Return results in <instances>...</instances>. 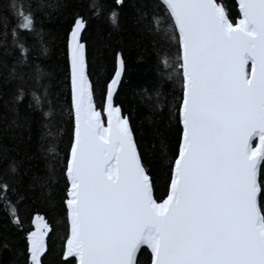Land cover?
Returning a JSON list of instances; mask_svg holds the SVG:
<instances>
[{
    "label": "snow or ice",
    "instance_id": "snow-or-ice-1",
    "mask_svg": "<svg viewBox=\"0 0 264 264\" xmlns=\"http://www.w3.org/2000/svg\"><path fill=\"white\" fill-rule=\"evenodd\" d=\"M162 3L179 32L184 78L183 142L163 203L153 198L127 118L112 106L123 61L109 88L105 126L85 75L86 22L77 18L73 26L67 256L78 264H138L147 247L152 264H264V210L257 202L264 168V0H238L235 22L217 0ZM12 7L17 28L33 31L31 5L25 10L23 0H13ZM33 99L42 103L40 95ZM10 191L0 183V206H12ZM29 240V264H42L43 232Z\"/></svg>",
    "mask_w": 264,
    "mask_h": 264
},
{
    "label": "trees",
    "instance_id": "trees-1",
    "mask_svg": "<svg viewBox=\"0 0 264 264\" xmlns=\"http://www.w3.org/2000/svg\"><path fill=\"white\" fill-rule=\"evenodd\" d=\"M23 3L25 10L31 5V32L17 28L13 0H0V183L9 185L12 201V206H0V264H29L28 236L35 216L50 228L42 264H76L64 259L69 236L66 169L73 136L67 60L71 29L77 18L86 22L82 41L97 109H102L107 86L123 61L114 101L129 121L157 202L167 196L180 143L178 35L158 0ZM217 3L233 22L239 18L235 0ZM34 93L42 97L40 105ZM259 185L258 204L264 210V168ZM137 259L150 264L151 256L142 249Z\"/></svg>",
    "mask_w": 264,
    "mask_h": 264
},
{
    "label": "water",
    "instance_id": "water-1",
    "mask_svg": "<svg viewBox=\"0 0 264 264\" xmlns=\"http://www.w3.org/2000/svg\"><path fill=\"white\" fill-rule=\"evenodd\" d=\"M158 1H160L162 3V0H158ZM235 3H236V7H237V12H238L239 18H240V12H239V8H238V0H235ZM118 4H121V3H118ZM162 5L166 8V6L163 3H162ZM173 24H174V22H173ZM174 27H175V25H174ZM72 29H71V32H72ZM175 30H176V28H175ZM71 32L69 34L68 42H67V60H68V69H69V84H70L71 111H72V119H73V136H72V143H73L76 121H75V108H74V84H73V69H72ZM176 33L178 35V41H179V32H178V30H176ZM82 35H83V32L81 33L80 42L84 45L85 75L87 77V83L90 84V86H91V83H90L89 78H88V68H87V60H86V49H85V44L82 41ZM179 49H180V54H181L180 43H179ZM119 70H120V67H119V64H118L117 65V68H116V72H115L113 78L111 79V81L109 82V84L107 86L106 95H105V101H104V105H103V107H102L101 110L96 108L95 103H94L93 93H92L93 104L95 106V109L98 112L101 113V117L104 120L105 126H107V123H108V101H107V97H108V93H109V88H110V85H111L112 80L115 78L116 73ZM181 73H182V69H181ZM121 79H122V73H121V76H120L119 83H118L115 91L113 92V99H112V106L113 107H117L115 105V101L114 100H115V96L117 94V91H118V88H119V84L121 82ZM182 80H183V92H182V99H181V103H180V107H179V124H180V128H181V135H180V143H179V147H178V152H177L176 159L179 157V154H180V150H181V146H182V142H183V131H184L183 124H182V120H181V104H182L183 96H184V78H183V74H182ZM91 91H92V86H91ZM120 115L122 117H125V116H123L121 110H120ZM128 123H129V121H128ZM129 127H130V124H129ZM130 129H131V127H130ZM131 132H132V130H131ZM132 136H133V133H132ZM133 139H134V136H133ZM134 141H135V139H134ZM71 146H72V144H71ZM70 151H71V148H70ZM70 151H69V156H70ZM137 152H138V150H137ZM69 156H68V162H67V169H68V163H69ZM175 160H174L173 165H172L171 180H170V184H169V187H168L167 196H166V198L162 202H158V203H163L167 199L168 195L170 194V189H171V184H172L173 174H174V163H175ZM140 161H141V159H140ZM141 164H142V162H141ZM67 169H66V176H67V181H68V192H67V200H68V199H70V197H69V191H70L71 185H70V179H69V177L67 175ZM258 183H259V174H258ZM152 194H153V189H152ZM259 194H260V192H258V194H257V202H258V199H259ZM153 198H154V195H153ZM258 206H259V204H258ZM66 209H67V216H68L69 236H68V240H67V242L65 244V248H64V259L65 260L73 259L75 261V263L78 264V258L67 256L68 242L71 239V221H70L69 208H68L67 203H66ZM41 231L43 232V241H44V245H45V249H46V242H47L48 236L50 234V228L47 225V223L45 222V220H44L43 217L35 216L33 218V220H32V231H31V233L28 236V256H29V261H30V252H29V249H30V240H29V237H30V235L32 233L39 234ZM143 249H145V250H147L149 252V254L151 256L150 264H152V254H151L150 249H148L147 247H144ZM45 254H46V250L43 253V255L41 256V261H42V259H43V257H44Z\"/></svg>",
    "mask_w": 264,
    "mask_h": 264
}]
</instances>
